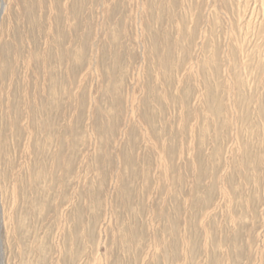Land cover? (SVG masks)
<instances>
[{"label":"rangeland","instance_id":"1","mask_svg":"<svg viewBox=\"0 0 264 264\" xmlns=\"http://www.w3.org/2000/svg\"><path fill=\"white\" fill-rule=\"evenodd\" d=\"M2 5L0 264H264V0Z\"/></svg>","mask_w":264,"mask_h":264},{"label":"bare ground","instance_id":"2","mask_svg":"<svg viewBox=\"0 0 264 264\" xmlns=\"http://www.w3.org/2000/svg\"><path fill=\"white\" fill-rule=\"evenodd\" d=\"M1 3H3V2H1ZM3 11H4V6L0 7V21H1L2 15H3Z\"/></svg>","mask_w":264,"mask_h":264}]
</instances>
